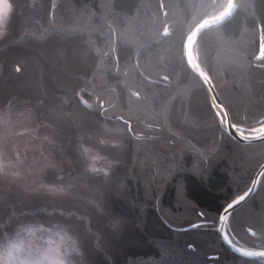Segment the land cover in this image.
Returning <instances> with one entry per match:
<instances>
[{
  "label": "trees",
  "instance_id": "1",
  "mask_svg": "<svg viewBox=\"0 0 264 264\" xmlns=\"http://www.w3.org/2000/svg\"><path fill=\"white\" fill-rule=\"evenodd\" d=\"M10 1L14 8L0 39L2 73L10 78L1 77L0 104L11 99L34 103L45 121L60 126L66 141L62 156L75 177L98 180L83 168L77 150L81 134L117 164L105 184L104 198L112 211L132 224L119 253L107 251L110 258L118 256L116 264H156L166 249L174 264H264V258L232 252L215 228L223 207L248 188L264 161V142L243 145L226 135L206 103L199 78L171 61L170 38L163 27L175 34L186 31L200 14L184 7L193 0H163L165 8L159 10L161 0H145L146 4L144 0H68L83 18L82 24L71 23L67 11L60 15L58 22L67 23L55 25L68 31L53 26L48 0L38 10L42 25L34 22L37 13L29 9L28 0ZM256 4L254 9L238 6L221 29L222 39L215 29L205 30L202 38L201 59L206 58L205 67L221 100L237 117L232 123L244 121V128L255 125L264 108V62L251 56L258 51L261 26L259 0ZM112 29L120 42L115 52L110 50ZM32 33L36 38L28 37ZM142 44L150 46L141 48ZM29 45L31 50L22 48ZM48 57L61 63L43 61ZM216 57L237 60L246 85L229 80ZM64 71L73 76L64 79ZM166 75L169 81L163 80ZM129 89L139 91L141 98L130 97ZM119 116L129 121L131 131L113 136L114 128H127ZM204 134L211 140L198 138ZM99 140L104 143L96 144ZM120 179L121 192H116L112 185ZM5 206L2 200L0 209ZM262 211L264 177L226 223L234 244L260 249V233L253 227L257 232L253 236L247 229ZM90 222L98 220L92 216Z\"/></svg>",
  "mask_w": 264,
  "mask_h": 264
},
{
  "label": "rangeland",
  "instance_id": "2",
  "mask_svg": "<svg viewBox=\"0 0 264 264\" xmlns=\"http://www.w3.org/2000/svg\"><path fill=\"white\" fill-rule=\"evenodd\" d=\"M45 1L46 0H28L30 4L28 6L29 9L33 11V14L37 13L34 22L38 23V25H42L38 10L43 7ZM100 1L101 0H99V2ZM8 2L12 3L10 0H8ZM186 2L190 4L188 1ZM225 2L226 0H217L219 4ZM144 3L146 4L145 0ZM241 4L242 0H239L238 6ZM48 8L50 9V20L54 22V27H57L55 24L64 25L67 23L65 21L64 23L58 22V17L60 15L64 16L63 14L65 11L71 14V23H73L74 20H83V18H78L80 9L74 8L70 5L68 0H48ZM82 23L83 22H81V24ZM7 25L8 23L0 25V39L6 34ZM60 26L57 28L68 31V29L60 28ZM28 37H30V39L36 38L33 33L28 34ZM28 37H25L26 40ZM21 46H23L22 43ZM22 48L31 50L33 46L29 45ZM43 61H49L52 65L61 63L60 61H55L53 57L45 58ZM34 62L36 65H39L37 60H34ZM216 64L220 68L225 69V73L229 80L235 81L238 83V86H240V84L243 87L246 85L243 81L242 68H240L241 65L237 60L228 57L221 61L219 57H216ZM3 76V80L7 79V77L10 78L9 75H4L2 73V66L0 64V80ZM61 76H63L64 79H68L72 77L73 74L65 72L64 75L61 74ZM182 96H186V94L184 93ZM257 127L258 125L255 124L250 128H245L247 130L246 135H256L252 129ZM120 130L119 128H114L112 130L114 133L113 136L119 135L121 133ZM61 131L62 128L60 126L58 127V125L54 123L51 124L45 121L41 110L34 103H25L11 99L5 104H0V168H2V170H0V198H5L8 194H13L17 197H6L7 206H5L4 211L0 209L2 215L0 219L4 218L11 209L15 208L21 212L25 209L40 210V215L43 218L55 222L56 217L59 216V210L62 209L65 213L73 212L68 208L73 207L72 205H76L79 206L75 207L79 211L85 209L93 213L92 215H88L89 219H85L83 223L89 225L92 216L97 219L98 223L95 225L103 228L99 243L103 245L105 238H107L112 245L108 253L110 252L112 255H116L129 236L128 232L132 224L129 218L122 219L115 211H112L107 206L108 203L104 198L105 184L111 179L113 169L117 167V164L103 155L98 147L94 145L95 143L90 144L84 140L83 134H81L82 137H79L77 150L80 154L83 168L86 169L88 172L87 174H91L93 179L97 177L98 180L90 181L75 177L71 173L72 171L69 164L66 163L62 156L64 143L66 141ZM204 135L205 136H199L198 138L211 140L208 134ZM101 141L103 140H99L96 144H102ZM81 148L84 149L83 153L81 152ZM93 157H95V159H93ZM93 168L99 171H93ZM105 169H107V174H105ZM129 174L128 172L127 176H130ZM122 183V179H120V181L117 182V186L112 185V189L114 191L116 190V192L119 190L121 192L120 188L122 187ZM69 185H71V189L64 191L68 189ZM1 202L2 200H0V204ZM51 208H56L58 210L56 216L46 215L45 209ZM101 208L105 210L107 215L100 216L95 214L98 213ZM4 214L5 216H3ZM115 217L120 219L118 229L111 224V219ZM45 227H48V225H45ZM48 238L49 236L47 234H38L34 238V242L43 244ZM51 238L57 242L59 241V237L52 236ZM97 243V233L95 229H93L91 244L95 246ZM108 253L98 247L92 259L96 262L107 261V264H116L118 256L110 258ZM129 264L136 263L130 262Z\"/></svg>",
  "mask_w": 264,
  "mask_h": 264
},
{
  "label": "snow or ice",
  "instance_id": "3",
  "mask_svg": "<svg viewBox=\"0 0 264 264\" xmlns=\"http://www.w3.org/2000/svg\"><path fill=\"white\" fill-rule=\"evenodd\" d=\"M247 9H254L257 7L256 0H242L240 5ZM171 7V6H169ZM186 9H199L200 14L195 16L188 23L187 30H181L179 34H175L174 30H170L167 25H164L163 32L166 37H169V51L171 53V61L179 62L183 66L184 70L189 73H195L200 82L208 86V92H213L217 85L213 84L214 77L210 74V71L205 67V60L201 59V55L204 52L202 46V38L205 30L215 29L217 34L223 38V32L221 29H225L224 21L233 16L238 5L235 0H226L225 3L219 4L217 0H193L192 3L184 6ZM14 5L9 3L8 0H0V25L8 23L9 13L13 11ZM159 9H164L165 5L163 0L157 6ZM259 8L261 10V26L259 29V49L254 51L251 56L254 60L264 62V0H259ZM167 17V12H165ZM115 30L112 29L109 34L110 50L112 52L117 51L119 46V38H113L112 33ZM255 36V32H254ZM128 43V41H125ZM149 44L140 45L141 48L149 47ZM195 50V54H194ZM137 68H139V61L137 62ZM16 71H20L18 65ZM164 81H169V76L163 77ZM130 92V97L141 98L139 91ZM182 92V90H181ZM206 103L211 110L214 111V118L217 119L220 125L227 123L228 127L236 129L240 136L244 139L249 137L246 135V129L242 126L244 121L239 123H232V120L237 117L233 115L225 105L221 98L213 94L210 101L207 99V93L205 97ZM264 103V98H262ZM103 104V102H101ZM259 119L253 121L257 128L252 129L256 136L264 138V108L257 113ZM70 118V117H69ZM123 121L127 128H122L121 133L131 131V124L125 120L123 116L117 118ZM104 143V141H101ZM81 152L84 149L81 148ZM203 155V153H202ZM207 159V156L204 157ZM95 159V157H93ZM264 169V165H261ZM2 170V168H0ZM93 171H99L95 168ZM107 174V169L104 170ZM260 175L264 177V171H261ZM253 184L257 181L253 179ZM71 189V185L68 186V191ZM252 192V188H248L242 195L236 196L227 203L225 212L233 209L234 206H238L241 202L245 201V198ZM4 203L7 200L0 198ZM76 207V205H72ZM56 208L45 209L47 216H56ZM93 213L88 212L85 209L81 211H73L65 213L62 209L59 210V216L56 217L55 222L50 219H45L40 215V210H27L21 212L18 209H11L4 218L0 219V264H107V261L96 262L92 257L96 254V248H102L107 252L111 250V242L105 238L103 245L99 243L100 235L103 233V228L95 224L85 225L83 222L88 215ZM96 215H107L103 208L99 209ZM199 215L204 217V213L200 212ZM231 219L229 215L220 214L218 216L220 230L225 232V225ZM120 219L118 217L111 219L113 227L118 229ZM249 223L252 227H249L247 231L253 236L260 233V240L258 242L260 251H251L244 246L237 247L230 239L229 234L225 232L224 239L236 249L237 252L244 256H260L264 258V211L261 212L259 217H253ZM48 225V227H45ZM253 227L257 232H253ZM93 229L97 233L98 243L95 246L91 244V238ZM38 234H47L49 238L45 243L34 242V238ZM115 234V233H114ZM52 236L59 237V241L52 239ZM192 247V245H188ZM156 264H174L170 259L168 251L162 250L160 258L156 261Z\"/></svg>",
  "mask_w": 264,
  "mask_h": 264
},
{
  "label": "water",
  "instance_id": "4",
  "mask_svg": "<svg viewBox=\"0 0 264 264\" xmlns=\"http://www.w3.org/2000/svg\"><path fill=\"white\" fill-rule=\"evenodd\" d=\"M235 2L237 3V5H239V0H235ZM238 8V7H237ZM237 10V9H236ZM235 13V12H234ZM233 13V14H234ZM232 17V16H231ZM231 17L227 18L224 23L230 19ZM195 74V73H194ZM196 75V74H195ZM203 85V84H202ZM207 95H208V98H209V101L211 99V96L213 94H216L219 96L216 88L214 89L213 92H208V86H205L203 85ZM220 97V96H219ZM222 101V100H221ZM223 102V101H222ZM214 112V111H213ZM220 125V124H219ZM221 127V130L223 132H225L226 135H228L232 140H234L235 142L239 143V144H243V145H254V144H260V143H263L264 142V138H261V137H258L256 135H251V136H248L249 138L248 139H244L243 137L240 136L239 132L236 131V129H233V128H230L228 127L227 123H225L224 125H220ZM261 165H264V161L259 165L258 169L255 171L252 179H251V182L248 186V188H252V192L249 194L248 197L245 198V201L241 202L238 206H234L233 209L229 210L228 212H225V208L227 206V204L223 207V209L221 210V212L219 213L220 214H225V215H231L233 213V211L237 208H239L242 204H244L258 189V186L260 184V181L262 180V176L260 175L261 171H264V169L261 168ZM253 179H255L257 181L256 184H253L252 181ZM247 188V189H248ZM247 189L245 191H247ZM243 193L239 194V195H242ZM238 196V195H237ZM235 198V197H234ZM233 198V199H234ZM231 202V201H230ZM228 202V203H230ZM218 215V216H219ZM227 223V222H226ZM216 230H217V234L219 236V239L220 241L222 242V244L224 246H226L228 249H230L232 252H234L235 254L239 255V256H242V257H246V258H260V256H251V257H248V256H244L242 255L241 253L237 252L235 248H233L229 243L228 241H226L224 239V234L226 232H221L220 230V224H219V220H218V217H217V221H216ZM236 245V244H235ZM237 247H240L238 245H236ZM248 250H251V251H260L261 249H249L247 248Z\"/></svg>",
  "mask_w": 264,
  "mask_h": 264
},
{
  "label": "bare ground",
  "instance_id": "5",
  "mask_svg": "<svg viewBox=\"0 0 264 264\" xmlns=\"http://www.w3.org/2000/svg\"><path fill=\"white\" fill-rule=\"evenodd\" d=\"M216 228V227H215Z\"/></svg>",
  "mask_w": 264,
  "mask_h": 264
}]
</instances>
